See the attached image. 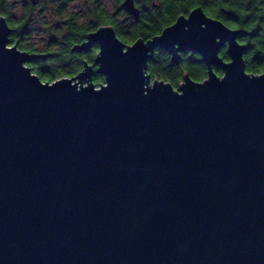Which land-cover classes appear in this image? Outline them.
I'll use <instances>...</instances> for the list:
<instances>
[{
  "label": "water",
  "instance_id": "95a60500",
  "mask_svg": "<svg viewBox=\"0 0 264 264\" xmlns=\"http://www.w3.org/2000/svg\"><path fill=\"white\" fill-rule=\"evenodd\" d=\"M12 30L0 16V264H264V75L239 30L201 7L131 44L101 25L74 47L95 63L52 82ZM156 48L207 77L152 81Z\"/></svg>",
  "mask_w": 264,
  "mask_h": 264
},
{
  "label": "trees",
  "instance_id": "16d2710c",
  "mask_svg": "<svg viewBox=\"0 0 264 264\" xmlns=\"http://www.w3.org/2000/svg\"><path fill=\"white\" fill-rule=\"evenodd\" d=\"M25 0L21 12L14 0H0V16L6 17L12 27L10 41L12 45L30 53L44 54V57L32 59L28 65L43 81L52 82L62 77H73L82 71L86 64L93 65L99 52L97 44L88 49L76 50L87 35L101 25H112L117 35L125 43L138 39L149 40L172 25L179 16L188 15L193 9L201 7L205 13L219 19L240 31L238 40L246 46L244 60L246 70L252 74L264 72V0H135L140 8L138 18L131 15L122 6L123 0H117L116 9L107 10L101 0H90L91 8L87 17L69 7L71 0ZM46 1L56 5L60 23L56 26L53 38L45 52H37L32 42L35 10ZM227 4L228 7H223ZM19 25V27H15ZM220 55L229 60L226 47ZM97 69V67H95ZM218 75L223 70L215 67ZM148 73L155 79L164 80L178 88L188 74L196 81L204 80L208 75L207 65L197 52H180L177 60L163 48H156L154 59L148 63ZM92 81L98 87L104 82V76L94 73Z\"/></svg>",
  "mask_w": 264,
  "mask_h": 264
},
{
  "label": "rangeland",
  "instance_id": "374dc122",
  "mask_svg": "<svg viewBox=\"0 0 264 264\" xmlns=\"http://www.w3.org/2000/svg\"><path fill=\"white\" fill-rule=\"evenodd\" d=\"M17 5V14L21 12V4L25 0H14ZM45 0L42 1V3ZM49 1V0H48ZM46 1L45 9L42 5L35 10V23L32 42L37 47V52H45L49 41L53 38L55 28L60 23V16L57 14L56 5H51ZM107 10L113 12L117 6V0H101ZM69 7L78 12L80 17H87L91 8L90 0H71ZM131 44V43H127Z\"/></svg>",
  "mask_w": 264,
  "mask_h": 264
},
{
  "label": "snow or ice",
  "instance_id": "6c2138e0",
  "mask_svg": "<svg viewBox=\"0 0 264 264\" xmlns=\"http://www.w3.org/2000/svg\"><path fill=\"white\" fill-rule=\"evenodd\" d=\"M223 7L227 8L228 5H227V4H224ZM15 27H19V25H15ZM232 27H233L234 29H236V28H239V25H233ZM8 47H9V48H13L14 45H12L11 43H9V44H8ZM128 51H129V49H125V52H126V53H127ZM258 74H259V75H264V72H261V73H258Z\"/></svg>",
  "mask_w": 264,
  "mask_h": 264
},
{
  "label": "bare ground",
  "instance_id": "6f19581e",
  "mask_svg": "<svg viewBox=\"0 0 264 264\" xmlns=\"http://www.w3.org/2000/svg\"><path fill=\"white\" fill-rule=\"evenodd\" d=\"M103 83H104V82H103ZM98 87H99V86H98ZM98 87H97V88H98Z\"/></svg>",
  "mask_w": 264,
  "mask_h": 264
},
{
  "label": "flooded vegetation",
  "instance_id": "af4514ba",
  "mask_svg": "<svg viewBox=\"0 0 264 264\" xmlns=\"http://www.w3.org/2000/svg\"><path fill=\"white\" fill-rule=\"evenodd\" d=\"M95 68V67H94Z\"/></svg>",
  "mask_w": 264,
  "mask_h": 264
}]
</instances>
